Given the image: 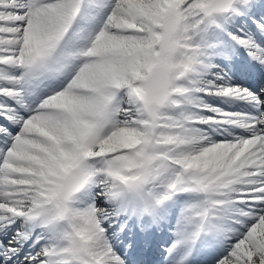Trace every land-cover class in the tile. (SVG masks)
<instances>
[{"label":"snow or ice","instance_id":"1","mask_svg":"<svg viewBox=\"0 0 264 264\" xmlns=\"http://www.w3.org/2000/svg\"><path fill=\"white\" fill-rule=\"evenodd\" d=\"M0 264H264V0H0Z\"/></svg>","mask_w":264,"mask_h":264}]
</instances>
